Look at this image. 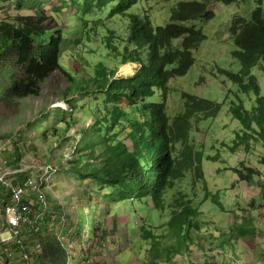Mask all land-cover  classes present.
<instances>
[{
  "label": "rangeland",
  "instance_id": "374dc122",
  "mask_svg": "<svg viewBox=\"0 0 264 264\" xmlns=\"http://www.w3.org/2000/svg\"><path fill=\"white\" fill-rule=\"evenodd\" d=\"M52 1L0 0V21L27 16L36 19L39 14L56 18L59 24L64 25L66 36V49L60 58V65L63 71L72 73L76 87L87 79L98 63L114 68L112 56L100 38L113 30L120 34L117 36H124L127 23L114 18L106 27L99 29L98 39L76 44L73 39L81 35V28L73 18L76 8L66 5L70 3L69 0ZM207 1L143 0L129 14L148 15L153 27H163L170 22L172 12L179 3ZM255 7L253 0L230 6L211 4L209 10L214 13V19L208 23L189 24L201 31L206 40L193 52L195 64L188 74L172 82L168 113L174 116L183 111L184 94L214 102L221 110L217 117L199 121L192 133V142L203 155L204 180L196 183L194 176L189 174L177 182L176 187L165 194V212L156 210L149 199L111 203L106 198L109 191L99 193L94 184L78 180L74 169L76 160L78 162L81 156L86 155L84 152L77 150L73 162L66 165L65 153L74 150L77 145L79 147L80 131L92 125L93 120L88 112L95 105L92 97L85 99L80 94L76 96L77 107L81 111L76 113V126L67 132L61 121L54 117L55 113H61L60 108L65 107L62 94L70 87L60 72L51 75L40 85V97L5 100L4 94L10 89L12 81H22L26 75L15 63L6 62L0 66V152L7 149L10 153L5 158L14 165L16 158L12 149L17 146L23 158L21 164L49 163L62 168L52 196L57 203L65 204V213L74 219L68 217L70 224L76 220L81 227L82 223L85 225L82 239L86 251L82 257L79 256L80 259L98 264L96 262L101 253L94 257L90 251L99 252L107 244L109 252L105 253L109 258H106L107 262H100L103 264L112 261V264H238V261L243 264H264V200L261 194L264 147L251 141L249 151L244 147L236 152L231 149L238 134L243 133L242 124L234 117L232 108L243 104L247 111L252 112L258 96L254 92L241 93L236 84L220 73L240 74L242 66L232 56L236 48L229 35V27L234 17L249 21ZM107 16L102 19L105 21ZM133 69V65L121 67L118 76L128 77L133 74ZM251 75L259 83L260 96L264 97V65L260 62L251 70ZM76 87H72L74 92L71 97L76 94ZM70 117H67L68 121ZM81 164L86 165L83 160ZM234 169L243 172L252 169L259 174L252 183H245ZM183 195L187 201H191V207L200 212L195 219L200 229L192 232V245L185 248L181 238L146 241L141 237L143 227L155 236L167 235L165 226L175 211L174 202ZM59 215L57 212L56 216ZM114 221L120 226L117 232L111 225ZM251 227L255 228L254 235L245 234L244 231H250ZM236 228L243 231L245 240L238 239L236 232L234 235ZM1 239L6 242L9 236L5 234ZM165 247L182 252L163 251ZM252 250L260 253L258 257ZM157 251L159 257L163 254L161 259L156 258Z\"/></svg>",
  "mask_w": 264,
  "mask_h": 264
},
{
  "label": "trees",
  "instance_id": "16d2710c",
  "mask_svg": "<svg viewBox=\"0 0 264 264\" xmlns=\"http://www.w3.org/2000/svg\"><path fill=\"white\" fill-rule=\"evenodd\" d=\"M69 1L66 5L76 8L73 18L81 28L80 37L73 39L76 44L98 39L99 29L106 27L114 18L127 23L124 36H117L120 34L113 30L100 38L112 56L114 68L98 63L87 79L76 87L72 73L63 71L60 65L66 49L64 25L44 14H39L36 19L28 16L7 18L0 21V66L6 62L15 63L26 78L12 81L4 94L5 100L40 97V85L60 72L70 87L62 94L66 105L60 109L64 112H57L54 117L61 121L67 132L76 126V113L81 111L77 107L76 96L92 97L95 104L88 111L92 125L80 131L81 143L76 148V151L86 154L78 162L76 160L74 170L78 180L94 184L99 193L109 191L106 198L111 203L149 199L156 210L165 212V194L174 189L177 182L189 174L194 176L196 183L204 180L203 155L196 150L192 133L199 121L215 118L221 110L214 102L184 94L183 111L174 116L168 113L172 82L188 74L195 64L193 52L206 40L201 31L189 24L208 23L214 19V13L209 10L211 4L230 6L244 0L179 3L170 22L163 27H153L148 15L129 14L143 0ZM253 1L256 7L250 20L234 17L229 27V35L236 48L232 56L242 70L240 74L220 71L238 86L241 93L254 92L258 96L252 112L247 111L243 104L231 110L243 127V133L238 134L231 148L233 152L240 147L251 150V141L264 147V97L260 96L259 83L251 75V70L260 62L264 65V0ZM106 14L104 21L102 17ZM128 65L134 66L133 74L118 76V69ZM72 87H76L73 97ZM12 152L16 163L10 165H20L23 159L20 150L13 146ZM82 160L86 165L81 164ZM262 162L264 164V158ZM59 171H62L60 166ZM234 171L245 183H252L259 174L252 169ZM261 194L264 200V183ZM186 199L183 195L175 200V211L165 226L167 235L155 236L143 227L141 237L146 241L181 238L185 248L192 245V232L200 229L195 222L200 212L193 209L191 201ZM52 201L49 198L50 205ZM84 226L82 223V228ZM254 229L251 227L244 233L254 235ZM241 231L236 228L233 233L235 235L236 232L238 239L245 240ZM44 234L46 231L43 230L38 237ZM42 242L44 253L40 264H68V253L53 233L44 236ZM163 249L172 250L175 254L182 252L172 247ZM7 250L5 247L0 249L4 264L10 262ZM162 255L159 257L157 251L156 258L161 259Z\"/></svg>",
  "mask_w": 264,
  "mask_h": 264
},
{
  "label": "built area",
  "instance_id": "2783aa9c",
  "mask_svg": "<svg viewBox=\"0 0 264 264\" xmlns=\"http://www.w3.org/2000/svg\"><path fill=\"white\" fill-rule=\"evenodd\" d=\"M73 155L74 151H67L66 161L72 160ZM6 164L0 165V206L3 208L6 221L4 233L9 236L3 243L10 254L8 264H15L12 251L15 247L23 252L18 264H38L42 256V247L38 245L30 252L27 244L28 240L35 237L40 240L38 236L43 230L46 231V221L54 212L49 198L54 193L59 168L49 163H24L19 168L7 167ZM63 222L64 231L58 239L61 243L66 241L70 243L71 238H76L75 228L69 223L67 216L63 217ZM82 249L86 251L84 246L81 247V251ZM84 252L81 253L82 256ZM74 262L75 259H72L69 264ZM112 263L113 261L110 264ZM82 264L92 263L85 260Z\"/></svg>",
  "mask_w": 264,
  "mask_h": 264
},
{
  "label": "crops",
  "instance_id": "0c3cea01",
  "mask_svg": "<svg viewBox=\"0 0 264 264\" xmlns=\"http://www.w3.org/2000/svg\"><path fill=\"white\" fill-rule=\"evenodd\" d=\"M6 151H8V150L7 149H3L0 152V165L7 163L6 164V165H8L7 167H12L13 168V166L10 165V161L6 160V158H5L6 155L8 153H10L9 151L8 152H6ZM20 165L14 166V168H19ZM82 185H84V184L82 183ZM0 198H1V192H0ZM51 199L53 200L51 204L52 205L54 204L53 206L55 208H54L53 215H50L48 221H46L47 222L46 227L48 225V228L46 230V234H44L43 236L41 235L40 236L41 237L40 240L37 239L36 237L28 240V244H27V246H29L30 249H31L30 252L34 251L36 249V247H38V245L41 246L42 247V256H43V253H44V245H43V242H42V238L44 236H46L47 234H50V233H53L57 238H59L61 236V234L63 233L64 226H65L64 222L61 219H63V216L65 214H67V213H65V211H62V210L66 209L65 204L62 205L60 203H57V200H54V196H52ZM57 212H59V214H60L59 216H56ZM62 213H64V214H62ZM135 223H137V225H139V222H135ZM59 224H61L63 226H61ZM75 225H76V232H78V233H80V232L83 233L84 232V230H82L83 228L81 227V225H79V222L76 221V220H75ZM111 225H112L113 230L115 232H117V230L120 229L119 224L116 223L115 221ZM5 227H6V221H5V217H4V211H3V208L0 206V249L2 247H4L3 246L4 241L1 239V237L4 236L5 234H7L6 232L4 233ZM262 227L264 228V226H262ZM65 233L67 234V232H65ZM78 233L76 234V238L74 237V238L70 239V243L67 242V241L65 243H62L63 249L65 251H67V253H68V257H69L68 264H69V262L72 259H75V262L73 264H82V258L80 259L79 256L82 257L81 253L84 252L83 249H82V252H81V246L84 244L83 243V239H82L83 235H78ZM120 240H121V242L123 244L124 239L122 238ZM120 240L118 239L117 245H119V243H120L119 241ZM8 247H10V246H8ZM106 247H107V244H104L103 248L99 252L97 250L96 251H90V255H92L94 257H96L99 253H101L100 257H99V260L96 263L103 264L104 261L106 260V258H109L107 256V254L105 253L106 251L109 252V250H107ZM12 251H13L14 257H15V262H13V263L18 264V261H20V258L22 257V253L23 252L20 249H14V248H12ZM252 251H254V254H257L256 250H252ZM111 252L113 253V251H111ZM259 254L260 253L257 254V257H258ZM42 256H41V258H42ZM41 258H40V261H41ZM0 260H1L0 264H4L5 263L1 257H0ZM114 260L117 261L116 258ZM100 262H103V263H100ZM106 262H107V260H106ZM38 264H40V262ZM252 264H256V262H252Z\"/></svg>",
  "mask_w": 264,
  "mask_h": 264
},
{
  "label": "clouds",
  "instance_id": "9594fccd",
  "mask_svg": "<svg viewBox=\"0 0 264 264\" xmlns=\"http://www.w3.org/2000/svg\"><path fill=\"white\" fill-rule=\"evenodd\" d=\"M72 151H74L73 158H72V160H70V161H68V162L66 161V158H65V163H66V165H68V164L70 165L71 162L75 159V156H76V148H75L74 150L72 149ZM69 152H71V150H70ZM65 155H66V153H65ZM65 155H64V156H65ZM55 166H56V165H55ZM56 167L59 168V166H56ZM59 172H61V171H59ZM58 174H59V173H58ZM57 177H58V176H57ZM54 189H55V188H54ZM54 193H55V192H54ZM52 195H53V194H52ZM52 195L50 196V198L52 197ZM60 204L63 205V203H60ZM62 211H65V210H62ZM53 213H54V212H53ZM51 215H53V214H51ZM64 216L69 217L70 214L67 213V214H65ZM64 216H63V217H64ZM49 217H50V216H49ZM49 217H48V218H49ZM71 219L74 220L73 218H71ZM71 224L74 226V228H75V232H76V225H75V223H71ZM77 233H78V232H76V234H77ZM76 234H75V235H76ZM82 234H83V233H81V232L78 233V235H82ZM82 246L86 247L85 244H83ZM82 246H81V247H82ZM87 246H88V245H87ZM81 252H82V251H81ZM81 255H82V254H81ZM85 260H87V259H82V262L85 261ZM238 264H243V263H241L240 261H238Z\"/></svg>",
  "mask_w": 264,
  "mask_h": 264
}]
</instances>
